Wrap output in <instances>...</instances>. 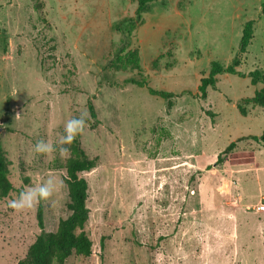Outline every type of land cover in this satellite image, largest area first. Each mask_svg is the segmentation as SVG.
I'll return each mask as SVG.
<instances>
[{
  "label": "rangeland",
  "instance_id": "obj_1",
  "mask_svg": "<svg viewBox=\"0 0 264 264\" xmlns=\"http://www.w3.org/2000/svg\"><path fill=\"white\" fill-rule=\"evenodd\" d=\"M263 5L155 0L138 18L137 0H0V264L69 216L73 136L96 161L80 174L93 252L65 264H264V108L250 102L264 77L249 76L264 75ZM128 53L139 68L117 63ZM234 61L244 76L203 96L212 64Z\"/></svg>",
  "mask_w": 264,
  "mask_h": 264
},
{
  "label": "trees",
  "instance_id": "obj_2",
  "mask_svg": "<svg viewBox=\"0 0 264 264\" xmlns=\"http://www.w3.org/2000/svg\"><path fill=\"white\" fill-rule=\"evenodd\" d=\"M138 7L136 15L141 18V15L149 11L150 4L155 0H137ZM264 13V5L262 8ZM253 22H248L243 30L240 41V52H245L247 47L251 44L253 38ZM119 61V62H118ZM125 61V62H124ZM117 63L121 64V68L127 69L132 65L133 68H139L138 57L136 53H128L126 60L123 57H118ZM239 65L238 61H234L227 67L214 62L210 70L209 76L202 79L199 90L203 96H206L208 87H214L217 82V76L221 74H233L244 76L237 71L236 67ZM118 66V68L120 69ZM251 84L257 85L263 80L264 75H261L259 70L249 74ZM140 87L144 86L143 82L131 81ZM150 94L160 96L164 99L171 97L170 93L157 92L149 89ZM250 102L256 106L264 108V88L256 91ZM91 113L95 116L94 107L89 106ZM243 111V110H242ZM77 129L75 130V132ZM264 138V134H263ZM258 140L257 137H253ZM70 151V157L65 164L66 176L64 178L68 189V210L69 216L61 219L58 228L55 232H42L35 240V242L28 249L27 255L19 264H65L72 255H78L88 258L93 252V242L85 232V227L88 223L90 211L87 206L89 185L85 178L80 174L91 171L96 167V161L90 159L82 149L77 136L69 137L66 143ZM233 145H230L228 150H231ZM9 169L8 162L5 156V151L0 141V198L5 197L12 190V185L8 178ZM37 219L40 228L44 229L43 207H38Z\"/></svg>",
  "mask_w": 264,
  "mask_h": 264
},
{
  "label": "built area",
  "instance_id": "obj_3",
  "mask_svg": "<svg viewBox=\"0 0 264 264\" xmlns=\"http://www.w3.org/2000/svg\"><path fill=\"white\" fill-rule=\"evenodd\" d=\"M254 211L264 215V201H261L259 204L255 205Z\"/></svg>",
  "mask_w": 264,
  "mask_h": 264
}]
</instances>
